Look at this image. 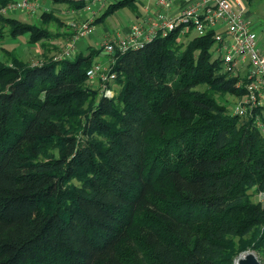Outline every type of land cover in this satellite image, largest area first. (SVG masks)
<instances>
[{
    "label": "trees",
    "instance_id": "obj_1",
    "mask_svg": "<svg viewBox=\"0 0 264 264\" xmlns=\"http://www.w3.org/2000/svg\"><path fill=\"white\" fill-rule=\"evenodd\" d=\"M133 3L107 1L90 23ZM37 15L0 26L42 46L70 36ZM179 30L109 53L110 95L87 84L94 49L29 64L0 45V264H231L248 249L264 264V202L251 198L264 119L220 100L243 88L210 32Z\"/></svg>",
    "mask_w": 264,
    "mask_h": 264
},
{
    "label": "built area",
    "instance_id": "obj_2",
    "mask_svg": "<svg viewBox=\"0 0 264 264\" xmlns=\"http://www.w3.org/2000/svg\"><path fill=\"white\" fill-rule=\"evenodd\" d=\"M97 1L100 2V9L105 3L103 0ZM140 1L141 12L136 15V19L125 32L104 38L100 47L102 52L113 53L140 46L177 26L180 28L179 34H183L188 27L195 35L210 32L212 48L219 55L223 71L237 77L235 86L243 88L232 111L238 116L256 111L255 126L263 129L259 115L264 119V53L256 45V33L245 16L246 9L242 0ZM87 4L84 8L88 7ZM17 8L32 12L35 5L28 0H10L0 12ZM65 23L71 32L67 40L69 43L53 56L56 59L72 56L74 41L89 34L92 27L90 20L76 19ZM84 75L86 79L96 76L102 83V94H111L106 92L108 88L105 85L106 79L112 76L108 67L103 68L97 61H93Z\"/></svg>",
    "mask_w": 264,
    "mask_h": 264
},
{
    "label": "rangeland",
    "instance_id": "obj_3",
    "mask_svg": "<svg viewBox=\"0 0 264 264\" xmlns=\"http://www.w3.org/2000/svg\"><path fill=\"white\" fill-rule=\"evenodd\" d=\"M107 1H115V0H103V3ZM31 4L35 5V9L32 12H27L25 9H12L7 10L4 13H1L5 16H14L19 20H28V22H36L39 23V17L37 15L38 10L43 11H51L54 13L60 20V22H65L69 20H91L95 15L98 16L101 12V9H98L100 6V2L97 0L89 1L87 4L88 7H79V8H70L68 2L66 1H55V0H28ZM140 0H134L132 7L130 6H119L112 13L106 15L103 20L99 22H93L91 24V30L89 34L85 36H81L74 41V48L72 52H80L81 54L86 55L88 50L94 49L97 53L94 54L93 61H97L100 66L103 68L108 67L107 63L110 59L109 53H103L101 50V42L104 38L109 37L112 38L115 33L125 32L126 29L130 26V23L136 19V11L140 13ZM243 5L248 14H246L247 19L253 25V30L256 33V45L260 48V50L264 53V31L261 32L262 28H264V0H242ZM13 11V12H12ZM46 28L51 30H68L67 26H56L52 20L43 24ZM65 25V24H62ZM27 33H24L19 36L10 37L7 34V30L5 26H0V45L9 50L14 49L17 56H19L22 60H26L29 64H36L44 58H50L55 56L61 48L65 44L68 45V37L66 36H58V37H50L46 42H48L47 46H42V43L37 42L31 44L26 41ZM56 44L55 46H51ZM71 57V56H70ZM0 59H3L0 55ZM4 60V59H3ZM87 84L91 87H95L98 89V92L102 89V83L100 80H97L96 76H92L90 79H86ZM203 85L199 86L198 89H201ZM117 86H113V90H116ZM110 94V90L106 91ZM220 100L226 104L227 110L230 111L233 109L236 104L237 97H234L232 93H228L223 95ZM251 198L253 201H263L264 202V192L252 194Z\"/></svg>",
    "mask_w": 264,
    "mask_h": 264
},
{
    "label": "water",
    "instance_id": "obj_4",
    "mask_svg": "<svg viewBox=\"0 0 264 264\" xmlns=\"http://www.w3.org/2000/svg\"><path fill=\"white\" fill-rule=\"evenodd\" d=\"M257 259L254 251L248 249L239 251L231 260V264H259Z\"/></svg>",
    "mask_w": 264,
    "mask_h": 264
},
{
    "label": "crops",
    "instance_id": "obj_5",
    "mask_svg": "<svg viewBox=\"0 0 264 264\" xmlns=\"http://www.w3.org/2000/svg\"><path fill=\"white\" fill-rule=\"evenodd\" d=\"M12 12H13V11H12ZM246 14H248L247 11H246ZM246 14H245V16H247ZM246 18H247V17H246ZM263 31H264V28H262L261 32H263ZM54 45H56V44L54 43Z\"/></svg>",
    "mask_w": 264,
    "mask_h": 264
}]
</instances>
